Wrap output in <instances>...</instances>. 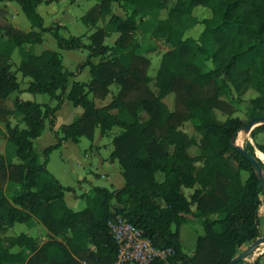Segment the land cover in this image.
<instances>
[{
  "label": "trees",
  "instance_id": "1",
  "mask_svg": "<svg viewBox=\"0 0 264 264\" xmlns=\"http://www.w3.org/2000/svg\"><path fill=\"white\" fill-rule=\"evenodd\" d=\"M52 1L0 0V117L5 113L1 103L23 92L17 72L32 79L27 92L48 94L57 101L51 106L16 97L15 110L26 126L13 127L6 120L5 151L0 154V264H116L119 246L110 221L117 216L142 229L156 247L173 250L167 259L150 264H231L264 236V190L251 163L232 144L234 137L238 143L249 121H220L216 109L232 115V103L223 96L235 92L240 101L254 90L249 120L264 116V0H176L166 17L161 14L168 0H97L83 22L96 25L110 18L89 36V44L81 36H63L58 23L44 26L37 8ZM5 2L21 7L31 24L29 32L8 22ZM113 3H119L127 16L113 14ZM199 6L210 9L211 16L200 19L194 13ZM198 25H203L199 37L187 35ZM140 30L171 45L162 56L156 90L150 85V60L135 38ZM44 32L53 34L60 49L89 50L88 59L78 65V71L90 67L89 82L74 81L68 90L75 73L65 69L62 53L35 50ZM109 32L119 34L113 45L105 44ZM16 51L21 59L13 71ZM99 56L103 58L94 63L92 58ZM200 58L212 67L203 70ZM112 84L119 87L117 95L97 107L90 94L104 99ZM169 95L174 108L164 100ZM65 96L84 112L59 132L54 129L55 112ZM191 120L203 135L196 156L190 153L196 138L180 129ZM47 121L58 140L43 150L42 161L35 139ZM115 127L121 130L113 138L111 157L119 161L125 185L113 190L95 186L81 195L86 208L71 209L65 192L74 188L63 185L48 169L50 153L64 140L93 139L97 128L102 136L109 135ZM256 146L264 153V144ZM244 148L256 155L250 141ZM5 186L13 188L10 195ZM185 188L193 189L190 196ZM190 215L203 220L205 231L193 255L185 252L180 239V226ZM20 223L29 228L41 223L49 239L39 245L26 231L7 235ZM247 258L237 264H245ZM247 264L262 263L253 254Z\"/></svg>",
  "mask_w": 264,
  "mask_h": 264
},
{
  "label": "rangeland",
  "instance_id": "2",
  "mask_svg": "<svg viewBox=\"0 0 264 264\" xmlns=\"http://www.w3.org/2000/svg\"><path fill=\"white\" fill-rule=\"evenodd\" d=\"M176 2V0H168V9H165L162 11L161 16L166 17L168 15L169 8L173 6V4ZM15 6L17 7L19 11V16L24 22V27L30 25V22L26 15L22 12L20 9V6L15 3ZM95 4L94 0H58V4L51 5L50 8V14L52 19L49 21V18H47V24L51 25L54 21H60L64 20L67 21V24L70 26V29L68 28L65 33L62 31V28L60 30L61 34L65 37L70 36H80L88 32V28L83 22L80 21V17L84 15L93 5ZM95 6V5H94ZM114 11L121 14L122 16H127V11L123 9V7L119 3H114ZM65 11V12H64ZM194 13L200 18H207L210 17L212 12L210 9L205 7H196L194 10ZM78 22H76L77 20ZM152 22H154V18L150 17ZM2 23H5V20L1 18ZM8 20V19H7ZM9 23H11L8 20ZM12 24V23H11ZM21 26V24L19 23ZM21 30V29H20ZM203 30V25H198L194 29L190 30L187 35L199 37ZM48 36V35H47ZM115 36V35H114ZM113 38H111L113 41ZM54 38V37H53ZM135 38L140 41L144 47V56L147 57L150 60V66L148 69V74L151 78L150 85L151 87L156 90L155 87V78L157 75V71L160 67V62L162 60L163 54L171 49V45L166 42L163 38H155L151 33H145L143 31H137L135 34ZM55 44L52 45L48 41H45V44L47 45V48L49 49H56V40L54 38ZM44 48L43 44L36 45L35 50H42ZM46 48V47H45ZM64 57V64L65 67L69 71H77V65L79 61L85 59L88 55V51H82V50H72V51H60ZM83 58H82V57ZM82 59H79V58ZM20 55L19 51H16L13 55V61L16 64L20 63ZM198 64L202 67L203 70H209L212 65H208L204 58L198 59ZM21 77V75L19 74ZM30 78H24L22 82V88L28 86ZM116 88L114 89V92H117ZM20 97L23 100H31L39 103H52L54 105L57 104V101L51 100L50 96L48 94H33L27 91L20 92ZM257 96V92L254 90H249L243 98L238 101L237 100V94L235 92L227 93L223 96L224 99L231 101L232 106L234 108V112L232 115H229L226 113L223 109H216L217 117L220 121H225L229 117H239L244 122L249 121L248 117V107L250 106V101L252 98ZM4 102V101H3ZM11 102V103H9ZM9 102H7V106H12L13 99H10ZM165 102L171 107L174 108V97L173 95H169L165 98ZM103 104L104 102H100ZM69 104L71 105L69 108L68 105L64 108L65 115H69L68 123L73 122L76 118L80 116V114L83 112V108L81 106H74L70 101ZM2 105V104H1ZM2 118L4 120L7 119L5 116ZM144 117L147 119L148 115L144 114ZM4 120H0V125L4 127ZM183 131L188 133L190 136H193L197 140V144L193 145L190 148V153L194 156L199 155L201 153L200 144L203 140V135L200 131L196 128V122L195 121H186L183 123V125L180 127ZM117 131V129L114 130V133ZM118 133V132H117ZM62 134V133H61ZM250 141L252 144L255 145V152L259 153L261 150L258 149L256 146L258 143L264 144V129H258V126L255 127L252 131L246 132L242 131L239 133L237 137L238 144L245 146L246 142ZM79 147V148H78ZM37 148V147H36ZM5 149V142L3 139H0V154H3V150ZM113 149L112 144V136L110 137H102L101 131L98 129L96 131L95 138L89 139V138H82L79 145L72 144L69 146L67 152H64L62 148H55L49 156V162H48V169L60 180V182L63 185L66 186H72L74 189L71 191H68L67 193V205L72 208L75 211L83 210L87 207V201L85 198H82L81 195L85 192L89 191L93 186H101V187H108L113 188V185L110 183L109 180L101 179L100 176L96 175L93 171H97V167L101 161V159L109 158L111 155ZM262 152V151H261ZM41 159L44 160V156L41 152ZM87 160L88 163L90 161L93 163L92 166L87 167L86 164H84L82 161ZM264 163V161H263ZM116 167L119 168V164L116 162ZM198 166H202L203 162H198ZM82 177H88V179L92 180V182L86 180L80 182L78 179ZM6 187V193L7 195H10V192L13 190V188H9V186ZM186 195H191L193 192L190 188L184 189ZM193 219V218H192ZM190 219V220H192ZM196 219V218H195ZM197 220V219H196ZM203 231V227L201 228ZM26 231L32 235L35 236L37 243L39 245H42L44 242H46L49 239V232L47 228L42 225L41 223H37L33 228L27 227L25 224H16V226L13 229H10L7 232V235H15L20 232ZM17 249V248H15ZM194 250L190 249V245H188L187 253L192 255ZM253 260V255L251 257H248L246 260V263H249Z\"/></svg>",
  "mask_w": 264,
  "mask_h": 264
},
{
  "label": "crops",
  "instance_id": "3",
  "mask_svg": "<svg viewBox=\"0 0 264 264\" xmlns=\"http://www.w3.org/2000/svg\"><path fill=\"white\" fill-rule=\"evenodd\" d=\"M95 1V4H97V0H94ZM16 3V2H15ZM55 5V4H58V0H54L50 3H46V2H43L42 4H40L37 8L38 12L40 13V15L43 17L44 19V26L45 27H49L51 25H54L55 23H58L59 25L62 26V31L65 33V31H67V29L69 28L70 29V26L67 24V21H64L63 19L60 20V21H54L53 20V23L51 25H48L47 24V18H49V21H51L50 19H52L51 17V14H50V8H51V5ZM2 5H5L6 8V17L8 18V20L18 29H21L22 31H25V32H29L31 30V24L24 27L23 28V20L21 19V17L19 16V11L17 9V7L15 6L14 2H5L4 4ZM93 5V6H94ZM92 6V7H93ZM91 7V8H92ZM90 8V9H91ZM114 3L112 4V13L113 14H116V15H119L121 17H126V16H122L121 14L117 13L114 11ZM21 9V7H20ZM89 9V10H90ZM22 10V9H21ZM88 10V11H89ZM87 11V12H88ZM23 12V11H22ZM65 12V11H64ZM86 12V13H87ZM85 13V14H86ZM84 14V15H85ZM82 15L79 19L81 22H83L82 20V17L84 16ZM110 16H107L105 21L103 20H100L96 25H92V24H86L83 22V24H85L88 28V32L89 33H86V34H83V35H80L81 37H83V40L89 44L90 42V39H89V36L95 32L98 28L102 27L108 20H109ZM77 20V19H76ZM78 22V20L76 21ZM19 23L21 24V26L19 25ZM48 35V36H47ZM115 35V36H114ZM114 36V40L111 41ZM53 34L51 32H44L43 33V38H44V41H43V46L44 48L42 50H36L37 53H41L43 50H56V49H49L47 48V45L45 44V41H48L50 44L54 45L55 42H54V38H53ZM119 37V34L116 33V32H109L108 35L106 36L105 38V44L107 45H113L115 43V41L117 40V38ZM56 40V39H55ZM56 45H57V51H63L64 49H60L58 47V42L56 40ZM46 47V48H45ZM35 49H36V46H35ZM72 50H82V51H85L87 50L88 51V55H89V50L86 49V48H81V49H71V50H65V51H72ZM88 55L85 59L79 61L78 65L82 62H85L87 59H88ZM82 57V56H81ZM79 58V59H82V58ZM101 58H103L102 56H99V57H93L92 58V61L94 63H98ZM63 62H64V57H63ZM161 64V62H160ZM17 64L14 63L13 61V68L12 70L15 71L16 70V66ZM78 65H77V71L74 72V71H71V72H74L75 75L71 76L69 78V85H68V90L71 88L72 84L74 81H81V82H89L90 79H91V76H90V67L87 66L85 67L82 71H78ZM65 66V64H64ZM65 69H67L65 67ZM68 70V69H67ZM19 74L21 75V77L19 76ZM17 77H18V81L20 83V86H21V89L23 91H26V89L29 87V84L31 82V78L30 77H26V76H23L21 72H17ZM24 78H30L29 80V84L28 86H26L25 88L23 87L22 88V82L24 80ZM116 88L117 92H114V89ZM115 90V91H116ZM119 91V87L116 85V84H112L110 86V93L104 98V99H101V98H97L95 97L92 93L90 94V97L94 100L95 104L97 107H103L109 103H111L114 99V97L117 95ZM16 97H20V94L19 92H15L13 94H11L9 96L8 99H6L4 102H2L1 104V107L2 109L5 111V116L7 117L6 120H8L11 125L14 127L16 125H19L20 128H25V123L22 121V115L19 114L16 110H15V106H14V99ZM21 98V97H20ZM51 98V97H50ZM10 99H13V103H12V106L9 107L10 105L7 106V102H9ZM22 99V98H21ZM53 101V99H51ZM165 100V99H164ZM69 99L65 96L64 98V101H63V104L61 105V107L55 112V116H56V123H55V126H54V129L56 131H61V127L65 124H70L68 123V119H69V115H65L64 113V108L66 105H68L67 107L69 108L71 105L69 104ZM72 104L73 102L70 101ZM100 102H104L103 104H101ZM11 103V102H9ZM39 103V102H37ZM51 106H55L54 104L52 103H49ZM74 105V104H73ZM75 106V105H74ZM77 107V106H76ZM71 108V107H70ZM83 112H84V109H83ZM83 112L80 114V116L83 114ZM2 116H4V113L1 114V117H0V120H4L2 118ZM79 116V117H80ZM78 117V118H79ZM78 118H76L75 120H77ZM6 120H4V127L0 125V139H3L4 142L6 141L5 139V132H6ZM74 120V121H75ZM73 121V122H74ZM72 123V122H71ZM99 128L96 129V131L98 130ZM117 129V131L114 133V130ZM100 130V129H99ZM121 129L119 127H115L109 135H105V136H101L102 137H110L112 136V144H113V138L115 136V134L117 132H119ZM96 131H95V135H96ZM63 134H61L62 136ZM95 135H94V138H95ZM82 138H87V137H82ZM79 140V142H75L73 141L72 139H67V140H64L62 145L59 147V148H62V150L64 152H67L69 146H71L72 144H75V145H79L81 139ZM93 138V139H94ZM92 139V140H93ZM57 137L55 135V133L50 129V124H49V121H47V127L46 129L44 130L43 134L41 136H39L38 138L35 139V146L37 147V150L40 152H43V150L45 148H47L48 146H51V145H54L57 143ZM79 148V147H78ZM114 150V145H113V149H112V152ZM5 151V149L3 150V152ZM112 152H111V155H112ZM258 154V153H257ZM109 158H106V159H101L98 167H97V171H93L96 175L100 176L101 179H104V180H109L110 183L113 185V188H111L112 190L113 189H120L122 188L126 181L124 179V176L122 174V168H121V165L119 164V161L117 159H113L112 157ZM260 157V156H259ZM261 159V157H260ZM262 160V159H261ZM15 161H17L15 159ZM263 161V160H262ZM84 164L87 165V167H89V164L90 166L93 165V163L90 161V163H88V161L85 159L84 161H82ZM116 162L119 164V168L116 167ZM80 182L82 181H90L92 182V180L88 179V177H82L80 176V178L78 179ZM60 181V180H59ZM66 186V185H65ZM95 187V186H93ZM92 187V188H93ZM91 188V189H92ZM108 188V187H107ZM91 189L89 191H91ZM110 189V188H109ZM193 190V189H192ZM89 191L85 192V193H88ZM67 193L68 191L65 192V201L67 200ZM188 196V195H187ZM190 196V195H189ZM66 204H67V201H66ZM72 209V208H71ZM195 209V206H193V210ZM261 215H262V220H261V229L264 233V209L261 210ZM193 218V219H192ZM194 217L193 215H190L188 216V220L183 223L181 226H180V239H181V242H182V245H183V248L185 250V252H187V249H188V245H190V249L194 250L195 252V249H196V243H197V239L200 235H203L204 234V225H203V220L200 219V218H196ZM192 219V220H190ZM203 227V231L201 230V228ZM248 247V246H247ZM193 252V254H194ZM189 254V253H188ZM192 254V255H193ZM257 256L256 254H254V257ZM166 264H169V263H166Z\"/></svg>",
  "mask_w": 264,
  "mask_h": 264
},
{
  "label": "built area",
  "instance_id": "4",
  "mask_svg": "<svg viewBox=\"0 0 264 264\" xmlns=\"http://www.w3.org/2000/svg\"><path fill=\"white\" fill-rule=\"evenodd\" d=\"M112 234L119 246L116 264H150L157 259H167L173 253L171 248L156 247L151 239L122 216L110 221ZM264 264V244L255 252Z\"/></svg>",
  "mask_w": 264,
  "mask_h": 264
},
{
  "label": "water",
  "instance_id": "5",
  "mask_svg": "<svg viewBox=\"0 0 264 264\" xmlns=\"http://www.w3.org/2000/svg\"><path fill=\"white\" fill-rule=\"evenodd\" d=\"M264 124V116H256L249 120V122L244 126L243 130L246 132L252 131L255 127ZM232 144L235 148L251 163L254 168L258 178L261 182L262 188L264 190V171L262 165L259 161L260 157L255 152L256 155L251 154L246 150L242 145L235 144V137L232 139ZM261 160V159H260ZM264 244V236L257 238L252 244H250L244 251H242L237 257H235L231 264H237L241 260L246 259L247 257L255 254L256 250Z\"/></svg>",
  "mask_w": 264,
  "mask_h": 264
},
{
  "label": "bare ground",
  "instance_id": "6",
  "mask_svg": "<svg viewBox=\"0 0 264 264\" xmlns=\"http://www.w3.org/2000/svg\"><path fill=\"white\" fill-rule=\"evenodd\" d=\"M258 156H260L261 159L264 161V153H263V152L260 151V152L258 153Z\"/></svg>",
  "mask_w": 264,
  "mask_h": 264
}]
</instances>
